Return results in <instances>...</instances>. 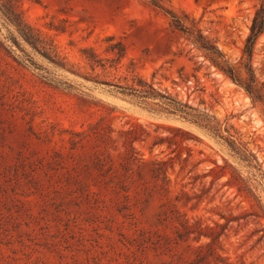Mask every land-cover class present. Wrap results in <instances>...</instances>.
<instances>
[{
    "label": "rangeland",
    "instance_id": "374dc122",
    "mask_svg": "<svg viewBox=\"0 0 264 264\" xmlns=\"http://www.w3.org/2000/svg\"><path fill=\"white\" fill-rule=\"evenodd\" d=\"M159 1L190 15L232 63L260 4ZM2 2L41 43L33 48L0 13V264H264V240L253 234L259 225L236 220L248 203L232 189L219 190L225 179L209 191L203 189L210 178L194 183L228 152H218L195 124L118 95L109 84L141 77L223 129L232 125L263 170L264 106H254L173 31L171 17L150 0ZM89 48L101 65L92 66ZM252 64L264 81V34ZM181 128L197 139L181 144ZM131 129L138 137L133 157ZM159 162L165 174L156 172ZM181 222L226 224L216 255L199 257L210 239H181Z\"/></svg>",
    "mask_w": 264,
    "mask_h": 264
},
{
    "label": "trees",
    "instance_id": "16d2710c",
    "mask_svg": "<svg viewBox=\"0 0 264 264\" xmlns=\"http://www.w3.org/2000/svg\"><path fill=\"white\" fill-rule=\"evenodd\" d=\"M154 7L160 8L171 17L170 26L173 31L180 32L194 48L198 49L204 58L221 72L232 83L242 88L251 98L252 104H261L264 106V81H260L255 73L252 59L255 47L260 36L264 34V0L255 11L251 22L250 32L244 43L242 56L237 63L230 62L215 42L203 34L202 29L198 27V22L188 14L181 16L171 10L165 9L159 0H150ZM0 13L4 20L14 26L20 37L37 49L41 43L37 34L23 21L21 15L15 11L13 6L3 3L0 0ZM113 49V48H112ZM87 55L92 66L101 65L97 54L89 48L84 52ZM124 54V48L120 46V57ZM115 87L114 92L126 98L135 99L138 104L145 105L149 109L158 112H166L172 115H178L181 119L195 124L197 127L206 132L216 144L221 148L218 152L226 150L228 157L220 154L222 162L213 161L214 166L202 175L194 177V183L201 178H210L209 186L203 191H209L213 185L222 180L219 190L226 188L235 191V196L240 197L242 201L248 203L236 220L252 219L259 227L254 230L253 234H259V242L264 240V201L261 192L264 191V170L261 163L253 152L244 145L234 132L232 125H226L222 128V123L217 118L199 111L187 102L174 99L170 94L162 92L154 87L153 83L148 82L141 77L133 79L132 83L126 84H109ZM181 134V144L189 139H197L189 131L176 129ZM131 135L127 140L129 143V152L133 157L135 150L131 143L138 139L135 129L128 131ZM225 133V134H224ZM188 157L191 151L188 149ZM187 157V158H188ZM184 159V162L187 160ZM233 159V161H231ZM164 162H159L156 172L158 175L165 174ZM186 195V194H185ZM187 196V195H186ZM181 239L187 240L190 234L195 233L196 240L202 237L210 239L205 245L198 247V256L212 255L215 256L219 249V237L226 228L225 225H216L215 227H202L199 223L188 224L181 222ZM220 228V229H219Z\"/></svg>",
    "mask_w": 264,
    "mask_h": 264
}]
</instances>
